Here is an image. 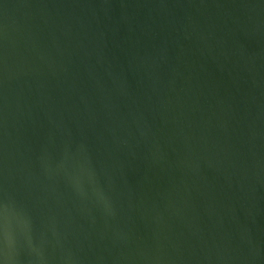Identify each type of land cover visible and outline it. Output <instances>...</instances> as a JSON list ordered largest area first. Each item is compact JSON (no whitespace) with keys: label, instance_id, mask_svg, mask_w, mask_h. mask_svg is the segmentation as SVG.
Segmentation results:
<instances>
[{"label":"water","instance_id":"obj_1","mask_svg":"<svg viewBox=\"0 0 264 264\" xmlns=\"http://www.w3.org/2000/svg\"><path fill=\"white\" fill-rule=\"evenodd\" d=\"M0 264H264V0H0Z\"/></svg>","mask_w":264,"mask_h":264}]
</instances>
